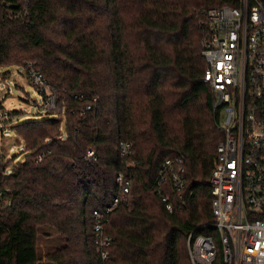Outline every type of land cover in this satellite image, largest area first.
<instances>
[{"label":"trees","instance_id":"1","mask_svg":"<svg viewBox=\"0 0 264 264\" xmlns=\"http://www.w3.org/2000/svg\"><path fill=\"white\" fill-rule=\"evenodd\" d=\"M225 3L0 0V67L33 65L59 97L48 116L10 126L22 160L0 147V264H191L188 233L216 234L203 225L214 220L207 179L222 139L202 82L200 21ZM178 156L193 192L169 212L154 185ZM119 171L133 173L130 200L105 224L101 259L92 211L120 193ZM213 264H226L219 251Z\"/></svg>","mask_w":264,"mask_h":264},{"label":"built area","instance_id":"2","mask_svg":"<svg viewBox=\"0 0 264 264\" xmlns=\"http://www.w3.org/2000/svg\"><path fill=\"white\" fill-rule=\"evenodd\" d=\"M226 1L206 9L200 21L202 82L213 92L222 131L207 179L214 220L203 225L216 234L191 231L186 245L191 264H213L218 251L226 264H264V0ZM25 69L43 95L42 110L51 112L57 92L33 65ZM11 118L0 108L1 128ZM118 148L126 167L133 168L131 143L120 140ZM42 156L38 154L36 161ZM91 156L89 150L87 157ZM116 181L120 193L104 208L92 211V234L101 259L108 257L111 243L105 224L120 204L129 202L133 173L119 171ZM154 189L167 211L182 210L193 192L187 188L182 156L160 164Z\"/></svg>","mask_w":264,"mask_h":264},{"label":"rangeland","instance_id":"3","mask_svg":"<svg viewBox=\"0 0 264 264\" xmlns=\"http://www.w3.org/2000/svg\"><path fill=\"white\" fill-rule=\"evenodd\" d=\"M43 95L33 86L27 78L26 69L23 66H2L0 67V105L3 110L11 112L19 111L20 115L12 117L2 129L0 124V147L6 148L4 159L17 154L16 160H22L26 152L22 150L21 144L14 142L15 135L10 128L11 125L48 116L42 110ZM62 124V136L64 137V119L60 117ZM21 150V151H19ZM1 168V164H0ZM9 169L6 168L4 172Z\"/></svg>","mask_w":264,"mask_h":264}]
</instances>
